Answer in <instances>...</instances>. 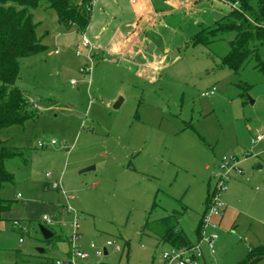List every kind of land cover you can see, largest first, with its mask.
<instances>
[{
    "label": "rangeland",
    "instance_id": "rangeland-1",
    "mask_svg": "<svg viewBox=\"0 0 264 264\" xmlns=\"http://www.w3.org/2000/svg\"><path fill=\"white\" fill-rule=\"evenodd\" d=\"M113 2L94 3V31L117 16ZM221 5L194 18L168 19L149 32V56H169L154 82L98 58L89 75L82 73L70 63L86 57L84 48L76 55L83 35L61 33L48 6L32 11L38 38L49 50L21 60L16 86L33 116L0 129V140L23 152L7 162L16 183L0 190V204L12 203L10 210L0 208V264H57L64 256L56 248H68L74 221L82 246H118L107 247L97 264H164L163 252L171 246L145 229L147 221L181 213L179 228L194 241L208 192L227 172L222 161L232 157L242 172L229 173L222 200L235 210L236 221L218 231L222 247L215 264H237L264 245V141L255 142L264 132V76L253 62L239 74L223 65L233 35L209 48L190 43L227 13L228 5ZM212 89L214 96H201ZM90 167L95 169L84 172ZM61 179L73 200L51 188ZM45 216L54 224L43 223ZM41 225L55 233L54 246L43 239Z\"/></svg>",
    "mask_w": 264,
    "mask_h": 264
},
{
    "label": "trees",
    "instance_id": "trees-1",
    "mask_svg": "<svg viewBox=\"0 0 264 264\" xmlns=\"http://www.w3.org/2000/svg\"><path fill=\"white\" fill-rule=\"evenodd\" d=\"M95 1L0 0V129L24 124L33 116L27 111L29 105L23 91L16 86L21 74V60L47 50L38 38L39 24L35 23L32 11L48 6L56 12L65 31L76 30L84 34L92 21ZM223 1L231 7L230 11L213 24L203 27L190 43L209 48L220 41H227V37L233 35L228 41L229 52L221 58L223 65L239 74L253 62L254 69L264 76V0ZM22 153L21 149L0 140V190L16 183L15 175L7 169V162ZM210 193L206 200V211ZM10 206V203H2V210ZM156 206L155 203L152 211ZM180 215L168 214L155 221H147L145 229L152 230L162 243L171 247H188L193 242L179 228ZM203 217L197 229L198 237ZM56 240L54 236L46 242L54 246ZM262 259L264 246L252 250L240 264H255Z\"/></svg>",
    "mask_w": 264,
    "mask_h": 264
},
{
    "label": "crops",
    "instance_id": "crops-1",
    "mask_svg": "<svg viewBox=\"0 0 264 264\" xmlns=\"http://www.w3.org/2000/svg\"><path fill=\"white\" fill-rule=\"evenodd\" d=\"M158 2H162L165 9L158 7L157 6ZM222 2L227 4L223 0H198V2L195 4H187V5H182L177 0H172L171 5L167 4L166 0H136V3H133V0H120V1L114 0L113 2L114 7H112V9L113 11L116 12L117 16L113 19L108 17L107 20H104L105 23L103 21V23L95 31L92 28L93 26V17H92L90 26L86 30L84 35L87 36L88 34H90V36L87 37L91 40L93 46L95 47V53H96L95 59L98 58L102 62H108V64L111 63L117 65L118 67L126 69L127 71L133 72V74L138 78L145 77L149 81L154 82L159 78L160 73L168 68L169 56L158 55V54H155L154 56L151 57L149 56L148 50H150V45L148 44L149 40L147 37L149 32L153 29H156L158 25H161L163 22H166L168 19L171 18L176 19V17L178 16H183L185 19L194 18L197 17L200 14V12L206 8L216 9L218 7H221ZM228 7L229 9L227 13L231 9L229 5ZM105 13H106L105 10H103L102 13L103 16H105ZM58 26H59V31L61 33L77 32L76 30L65 31L60 23H58ZM44 46L47 47V50L43 53H46L48 52L49 49L47 45ZM55 53L56 55H60L61 51L57 49L55 50ZM78 59L79 61H76L75 65H71L70 63V66H75L77 70H79L81 69L82 66L88 64V60L86 57L78 58ZM58 182H61L62 184V179ZM56 191L66 196L68 200L70 201L73 200V197L68 196L65 193V191L63 190V185H62V191L61 190H56ZM21 199H23V196L21 198H18L17 195V200L19 201ZM10 204H11L10 208L5 209L4 211L11 209L12 203ZM28 205H30V203H25V204L22 203V208H27ZM0 208L2 209V203L0 204ZM56 209L58 210V207H56ZM58 212L60 214H63V212H65V209L60 208ZM235 219H236L235 210L227 206L225 209L224 216L221 219L214 218V221L220 224L218 231H225L233 227L236 221ZM197 239L198 236H196L195 240L192 242H195ZM66 240L68 246L66 250H61L60 247L56 248L58 249V251L61 252V255L64 256V258L67 257L70 250L69 238ZM62 241L64 240H61V242ZM84 241L85 239L83 236L80 242V246L84 249V251H86L90 255L86 264H97L95 262L96 257L94 256V251L91 250L90 248L91 242L89 244L84 243V245L82 246L81 243ZM221 244L222 243L220 237V240L218 242V251H220L222 247ZM257 248L259 247H256V249ZM251 251L252 250H250V252ZM108 253L109 252L107 249L105 256L108 255ZM247 257L248 255L243 260L239 261L237 264L242 263L244 260H246ZM255 264H264V259L257 261Z\"/></svg>",
    "mask_w": 264,
    "mask_h": 264
},
{
    "label": "built area",
    "instance_id": "built-area-1",
    "mask_svg": "<svg viewBox=\"0 0 264 264\" xmlns=\"http://www.w3.org/2000/svg\"><path fill=\"white\" fill-rule=\"evenodd\" d=\"M172 0H166V3L171 5ZM182 5L195 4L198 0H177ZM136 3V0H133ZM82 48L86 50V58L88 64L81 67V72L84 74H90L92 70L93 61L96 57L95 47L93 46L91 40L83 34V39L81 44L77 48L76 55L81 57L83 55ZM72 85H75L72 82ZM216 94V89L202 93V97H210ZM37 108V107H36ZM264 141V132L259 133L256 137L255 142ZM57 142L55 140L51 141L50 145L55 146ZM39 147H45L43 142H39ZM221 169H227L226 173L219 175L217 177V182L215 187L211 190L210 199L208 204V209L203 217V224L200 230L198 239L193 242L188 247H170L163 252L164 264H215L218 256V242L220 240V235L218 229L220 224L214 221V218L221 219L224 216L226 205L222 200L223 193L228 190L227 182L229 181V173L237 169L240 173L241 170L238 169L237 160L232 157L230 159L224 158L222 161ZM52 188L62 191L61 182H55L52 184ZM21 194H18V198H21ZM71 212V209H69ZM42 222L47 226L54 224V221L48 217H44ZM15 225L21 227L20 222L16 221ZM73 233L69 238L70 250L67 257L63 260L57 261V264H86L89 259V254L84 251L80 246V242L83 238L80 232V225L77 221L72 223ZM23 232H27V228H22ZM23 240H21V243ZM107 247H112L118 250V246L111 241L107 242ZM107 247H97L94 242L90 243L91 250L94 251V256L96 258H102L107 252Z\"/></svg>",
    "mask_w": 264,
    "mask_h": 264
},
{
    "label": "water",
    "instance_id": "water-1",
    "mask_svg": "<svg viewBox=\"0 0 264 264\" xmlns=\"http://www.w3.org/2000/svg\"><path fill=\"white\" fill-rule=\"evenodd\" d=\"M59 23H61V22H59ZM121 100L119 101V102H117V104L114 106V109H116V110H118L119 108H120V106H121ZM252 103H253V101H252ZM95 169V167H90V168H88V169H85L84 170V172H86V171H91V170H94ZM40 232H41V234H42V236H43V239L45 240V241H48V240H50V239H52L54 236H55V234H54V232H52L50 229H48L46 226H40ZM38 251L40 252V253H44L45 252V249H43V248H40V249H38Z\"/></svg>",
    "mask_w": 264,
    "mask_h": 264
}]
</instances>
